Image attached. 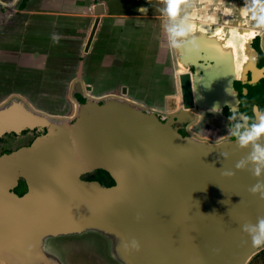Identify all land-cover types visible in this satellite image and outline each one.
I'll list each match as a JSON object with an SVG mask.
<instances>
[{
    "label": "water",
    "instance_id": "95a60500",
    "mask_svg": "<svg viewBox=\"0 0 264 264\" xmlns=\"http://www.w3.org/2000/svg\"><path fill=\"white\" fill-rule=\"evenodd\" d=\"M94 11L85 51L104 2ZM194 36L203 48L178 52L179 62L195 70L177 73L182 107L166 120L114 93L89 96L66 117L25 100L0 105V136L45 130L29 145L0 156V264H63L45 249V240L87 230L112 237L123 264H248L264 248L252 247L241 232L242 225L264 217V200L249 191L264 183V173L251 174L258 164L251 159L253 146L240 148L238 138L183 135L177 126L203 109L238 111L235 81L254 84L264 67L252 57L238 78L234 55L222 50L215 35ZM238 118L247 130V117L238 113ZM257 143L264 146V136ZM241 160L245 167L237 169ZM98 170L113 183L88 177ZM22 179L27 191L19 195L15 188ZM132 240L139 251L124 247Z\"/></svg>",
    "mask_w": 264,
    "mask_h": 264
},
{
    "label": "rangeland",
    "instance_id": "374dc122",
    "mask_svg": "<svg viewBox=\"0 0 264 264\" xmlns=\"http://www.w3.org/2000/svg\"><path fill=\"white\" fill-rule=\"evenodd\" d=\"M13 1L7 0L10 4ZM24 1L23 6L31 12L23 16L12 13V9L21 8L23 0L10 8L0 1V12L5 6L8 15L6 20L3 18L5 23L0 30L9 29L7 34L0 32V41L7 37L11 49L0 53V98L8 93H21L35 109L59 117L69 116L72 114L69 111L71 103L65 95L74 85L75 71L84 59V82L92 84L94 94L101 95L125 83L123 87L127 86V97L131 99L153 105L163 103L164 95L171 94L166 101L165 113L178 109L180 92L176 76L181 66L184 70L190 68L179 62L174 49H170L171 57L164 55L168 46L162 28L165 20L161 12L162 0ZM100 1L104 2L106 16L103 14L105 17L97 27L91 49L82 57L88 30L96 17L94 6ZM231 1L234 4L230 15L226 10H220L216 19L212 15L207 19L204 10L193 6L189 11L192 30L221 34L232 20L244 22L245 28H251L248 15H242L238 10L244 3ZM65 11L73 15L69 16ZM211 19L216 21L212 23ZM217 23L220 25H215ZM244 27L240 26L241 29ZM229 29L235 39H243L248 32L239 31L237 27ZM54 36L58 40H54ZM38 49L46 53V58L38 60L37 64L27 56ZM20 59L21 64H18ZM167 66L172 69V74ZM198 115V121L189 127L199 137L222 139L220 137L232 129L216 110L203 109ZM113 245L112 237L96 230L45 240V249L63 264H123L115 256Z\"/></svg>",
    "mask_w": 264,
    "mask_h": 264
},
{
    "label": "flooded vegetation",
    "instance_id": "af4514ba",
    "mask_svg": "<svg viewBox=\"0 0 264 264\" xmlns=\"http://www.w3.org/2000/svg\"><path fill=\"white\" fill-rule=\"evenodd\" d=\"M0 1L5 6L10 8L18 0H14L11 4L9 2H7V0H0ZM25 4L26 3L23 0V2L21 3V8L16 9V11L24 9L25 7L23 5H25ZM4 7L1 10L2 14L6 13V10ZM2 22L3 21L0 19V29L3 25ZM242 29H243V31H245V30L248 31L247 35L243 39H240L239 37L237 39H235L234 33L229 28L225 29L224 33H221V34L218 33L220 35V37L222 38L224 45L226 47H232L236 53V67H237L236 69H237L238 77L241 76L242 65L247 61V59L251 58L250 55L254 56V60L256 59V65L258 66V68L264 67V34H256L253 36L251 28H242ZM4 30H6V29H2V30H0V32H3ZM91 30H92V28L88 30V35L86 37V42H85V45H84L83 51H82V57L84 56V54H87L89 52V50L91 49V45H90L88 51H85L86 50V44H87L88 38L90 36ZM7 31H4L3 33L7 34ZM82 31H83V29H82ZM192 32H194V31L192 30ZM95 34H96V32H95ZM95 34H94L93 39L95 38ZM236 35L238 36V34H236ZM0 36L2 37V35H0ZM80 37H81V35L78 37V39ZM251 38H253V39L251 40ZM257 38H259L258 42H257ZM249 44H250V46H249ZM0 47H2V49H0V53H1V51H6V52L11 51L10 46H9V40L7 41V37H5L4 41H0ZM174 51H175V53L178 54V52L180 50L174 49ZM45 55H46L45 52H43V51L41 52L40 49H38V50L33 51L31 56H27V57L33 58L34 60H36V63L38 64V60H40L42 58L43 59L46 58ZM164 55L171 57V51H170L169 47L165 50ZM239 57L241 59H239ZM178 60H179V56H178ZM18 64H21V59L18 60ZM26 64H28V63H26ZM30 65H34V64H30ZM189 68L193 73L195 68L192 66H190ZM167 70L170 72V74H172V69L169 66H167ZM182 71H184V69L181 66L178 73H180ZM84 72H85V64H84V59H82L81 63L77 67V70L75 71L74 85L71 88L69 87L68 91L66 90L67 92H66L65 97L68 95V97H69L68 100L71 103V107L69 108V111L74 112L77 105L84 103L88 99L89 96L98 98L101 96H105V95L114 93L116 95H120V96H124L126 98H129V97H127V95H129L127 86L123 87V85H126L125 83H120L117 87L115 86L114 88L109 89L108 91H106L105 93H103L101 95L94 94L92 84L84 82L85 81L84 80ZM247 75H248L247 80H250L252 78V71H248ZM176 78H177V85L179 87V92H180L178 77L176 76ZM263 79H264V76H261L260 79L256 83H254V84L245 83V84H243L245 86H241L240 88H239L238 80L235 81L234 86L238 90V98L240 100L238 111H232L228 106H224L220 110L212 109V110L218 111L221 114L222 118H224L227 121L228 125L232 126V129L229 131V133L227 135L221 136L220 138H222V139H225V138L236 139L238 137H237V135H234L233 133H243L246 130V125L243 123L242 120H240L238 118V113H242L243 115H245L247 117V119H248L247 124L249 127L254 123V121L251 120V116L247 115L245 111L241 110L243 100L240 98V93L243 92V89L245 87L247 88V90L249 92V88L247 85H257L260 82H262ZM173 86L175 87L174 83H173ZM170 96H171V94L164 95L163 103L158 104L156 102L153 105H151L147 102H144V101H136V100L131 99V98H129V99L131 101H133L134 103H136L139 107H141L145 111L155 110V111L160 112V115L158 114L159 118L166 120L168 118V112L165 113L166 112L165 107H167L166 101H167L168 97H170ZM13 100H17V101L25 100L26 101L23 94H21V93H19V94L8 93L7 95H4L0 98V105L5 103V102H7L6 104H9ZM181 107H182V103L180 102L178 109H180ZM178 109H174L172 111H169V113L176 111ZM233 112H235V115L233 114ZM199 116L200 115L197 114L196 119H194L192 121H186V122L184 121L181 124H177L179 131L183 135H195L194 132L191 131L189 125L191 123H193L194 121H198ZM237 125H240V126L237 127ZM35 131L39 132L40 134L45 132V130L24 129L20 133L10 131V132H7V133L3 134L2 136H0V156L6 155V154H11V153L16 152L17 150L29 145L34 140V138L36 137V136H34ZM23 184L24 183L20 180L18 187L15 188V192L18 193L19 195H22L27 191V186H26V190H24Z\"/></svg>",
    "mask_w": 264,
    "mask_h": 264
},
{
    "label": "clouds",
    "instance_id": "9594fccd",
    "mask_svg": "<svg viewBox=\"0 0 264 264\" xmlns=\"http://www.w3.org/2000/svg\"><path fill=\"white\" fill-rule=\"evenodd\" d=\"M164 7L161 9L165 20L162 28L167 38V46L175 50H198V41L192 33L191 17L189 9L192 7L193 0H162ZM241 12L248 15L251 21L252 34H264V0H245ZM54 40L58 37L54 36ZM256 122H254L243 133H233L238 137L240 148H246L250 144L253 146L251 159L257 161V166L252 169L254 177H260L264 173V146L257 143L264 136V113L258 106L252 108ZM240 125H237L239 127ZM225 159L228 153H221ZM235 167L242 169L245 167V161H239ZM225 175L232 176L234 173L226 172ZM253 195H258L264 200V183H256L249 189ZM241 232L247 235L251 245L254 248L264 247V217H259L255 225L245 224L241 227ZM131 247L135 251L140 250V244L136 240H132L129 244H124L125 248Z\"/></svg>",
    "mask_w": 264,
    "mask_h": 264
},
{
    "label": "trees",
    "instance_id": "16d2710c",
    "mask_svg": "<svg viewBox=\"0 0 264 264\" xmlns=\"http://www.w3.org/2000/svg\"><path fill=\"white\" fill-rule=\"evenodd\" d=\"M258 40L259 38H257V42ZM238 84L239 88L241 86H245L240 81H238ZM247 86L249 88V92H247L246 94H244L243 92L240 93V98L243 100L241 110L245 111L247 115L251 116V120L254 121L252 106L258 105L261 110H264V79L257 85ZM233 114L235 115V112H233ZM39 134V132L35 131L34 136H37ZM88 177H94L105 185H110L113 183L110 175L104 170H98L92 174H89ZM21 181L24 183L23 179ZM23 188L24 190H26L25 183L23 184ZM248 264H264V248L256 253L248 262Z\"/></svg>",
    "mask_w": 264,
    "mask_h": 264
},
{
    "label": "crops",
    "instance_id": "0c3cea01",
    "mask_svg": "<svg viewBox=\"0 0 264 264\" xmlns=\"http://www.w3.org/2000/svg\"><path fill=\"white\" fill-rule=\"evenodd\" d=\"M245 3V0H241V3ZM216 4V5H215ZM234 4L233 1L231 0H193V4H192V7L195 6L198 9L200 10H204V13L208 15L207 19L212 15L215 19V15L217 13V11L221 12L220 10H226L227 15L229 14L230 15V10H231V7L232 5ZM244 6V5H243ZM243 6H239L238 7V10L239 12H241V7ZM105 7V5H104ZM192 7L190 9H192ZM95 8V6H94ZM190 9L188 11H190ZM147 10V8H146ZM211 11V12H210ZM31 11L30 10H27L26 8L22 9V10H17L16 9H12V13L14 15H19V16H23L25 15L26 13H30ZM105 12H106V9H105ZM225 12V13H226ZM95 13V11H94ZM65 14L71 16L73 15L72 13H70V11H65ZM241 14L243 15L244 13L241 12ZM241 14L239 13V15L241 16ZM106 16V14H104ZM100 16V21L103 17L105 16ZM5 16H8L7 13L5 14H2L0 12V19L3 21L2 23L4 24L5 23ZM3 18H5V20H3ZM96 18V17H95ZM215 19H211L210 21H216ZM95 21V20H94ZM100 23V22H99ZM213 23V22H212ZM224 22H222L223 24ZM244 23V22H243ZM241 22H237L236 20H232V21H228V25H225L227 28L228 27H237L238 30H239V27L242 26L244 27L245 26V23L243 24ZM99 25V24H98ZM215 25H220L219 23L215 24ZM93 26V25H92ZM92 28V27H91Z\"/></svg>",
    "mask_w": 264,
    "mask_h": 264
},
{
    "label": "bare ground",
    "instance_id": "6f19581e",
    "mask_svg": "<svg viewBox=\"0 0 264 264\" xmlns=\"http://www.w3.org/2000/svg\"><path fill=\"white\" fill-rule=\"evenodd\" d=\"M202 32L208 34V32H205V31H203V30H201V29L194 30V32H192V33H193V35H195V34H201ZM211 35H215V37L221 42V43H220V47L222 48L223 51L230 52V53H232V54L234 55V58H235V75L238 77V75H237V69H236V68H237V67H236V53H235L234 49H233L232 47H226V46L224 45V42L222 41V38L220 37V35H219L218 33H214V34H211ZM198 45H199L198 49H199V48H203L200 44H198ZM187 51H192V50H187ZM193 52H195V51H192L191 53L193 54ZM188 54H189V53H188ZM250 57H251V58L247 59V61L242 65L241 76L238 77V78H241V77H242V75H243V71H244V68H245V66L247 65V63H248L250 60H252V57H253V59H254V56H253V55H250ZM222 59H225L224 54H223V56H222Z\"/></svg>",
    "mask_w": 264,
    "mask_h": 264
}]
</instances>
